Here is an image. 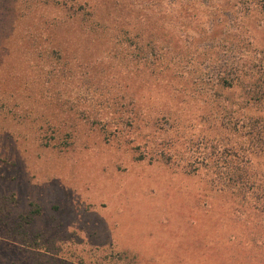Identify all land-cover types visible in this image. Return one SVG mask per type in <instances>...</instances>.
I'll use <instances>...</instances> for the list:
<instances>
[{
  "label": "rangeland",
  "instance_id": "obj_1",
  "mask_svg": "<svg viewBox=\"0 0 264 264\" xmlns=\"http://www.w3.org/2000/svg\"><path fill=\"white\" fill-rule=\"evenodd\" d=\"M148 1L0 0V264H116L121 251L141 264H264L263 214L132 148L139 133L185 147L204 132L209 152L246 149L232 128L243 92L212 86L264 75V12L246 14L264 0H224L219 18L160 30ZM95 11L109 31L82 24ZM162 53L179 73L159 74ZM250 112L264 117V103Z\"/></svg>",
  "mask_w": 264,
  "mask_h": 264
},
{
  "label": "trees",
  "instance_id": "obj_2",
  "mask_svg": "<svg viewBox=\"0 0 264 264\" xmlns=\"http://www.w3.org/2000/svg\"><path fill=\"white\" fill-rule=\"evenodd\" d=\"M27 1L42 3L48 6L53 4L57 8H65L69 3L67 0ZM152 1L153 0H149L148 5H151ZM154 1L156 5L151 6L153 9L158 8V14L161 16L163 24L158 27V23H153L151 19L148 21V24L150 22L152 28L157 27V30H160L162 27L164 28L165 24L171 20H178L181 24L184 23V25H187L194 21H201L208 15L213 18H219V15L222 14L224 10V5L222 4L224 0ZM237 1L239 4L241 0ZM249 4L250 5L247 6L249 11L246 13L247 15L253 12L256 8L260 9L261 12H264V6H261L259 3H256L257 5H252L254 3ZM135 5L136 3H132V8L135 7ZM207 9H210V11L208 12ZM94 15L96 16V11L88 13L83 17L82 24L92 32H95L96 30H102L104 32L107 30L109 31L110 29H108L106 25H102L101 21L92 18ZM144 31L146 30L144 29ZM213 31L214 26L210 27L207 34L210 35ZM165 32L168 31L164 29V33ZM147 34L150 36L149 40L156 38L154 29H147ZM149 47H152V45H149ZM164 47L166 49L165 51H169L171 46ZM139 51H142V49H139ZM146 58L150 61L154 60L153 55L149 53H147ZM157 63H159L158 72L161 75H168L170 73L177 74L180 72V70L177 71V68L179 67L176 68L172 59L167 60L163 53L158 57ZM153 64H155V62ZM255 77V75L250 76V78L247 76H241L238 78L221 77L218 79V82L216 84L214 83L212 86V88L215 86L219 87L221 91H235L240 89L243 92L245 98L241 103L242 111L240 118L233 123L232 128L240 133V137L242 138L241 142L246 144V149L242 146L235 148L224 147L223 149L217 145L214 150L211 149L209 152L208 146H204L207 142V137L204 136V132H201L198 137H201L202 140L196 139L193 143H188L185 147V142L181 143V141L177 139L178 135H175L176 140L169 138L170 136L163 135V140L158 141L160 137L153 136L152 138L146 139V135L139 133V138H141L142 143L141 145L132 147L135 152V159L137 161H148L151 164H169L171 161L183 162L182 168L187 174L198 175L205 173L210 179L212 185L218 189V192L229 194L233 200L234 198L237 199H235L236 203L240 200L243 205H246L248 210L255 209L264 215V178L258 175L256 170L257 166L254 161L255 157H264V117L254 116L250 112L252 107H257L264 103V75L260 77L258 76L256 79ZM211 92L212 89L209 91L210 97H212ZM205 100L207 103L215 102V99L213 98ZM135 120L136 119L134 118L131 119L128 123L129 126L133 127ZM220 128V125H218L217 129ZM140 129L142 130V128H139V130ZM118 133L119 136L124 135V133L120 134L119 131ZM118 133L115 132L114 134L117 135ZM112 135L113 133L110 134V136ZM134 143L135 139H131L130 142H128L129 145ZM238 149L244 151V154L240 155ZM250 216L251 214H247L246 219L248 221H250ZM37 250L40 251L42 248H37ZM113 256L117 259L116 264H141L139 257L128 251L117 252ZM96 264L106 263L103 258H98Z\"/></svg>",
  "mask_w": 264,
  "mask_h": 264
}]
</instances>
